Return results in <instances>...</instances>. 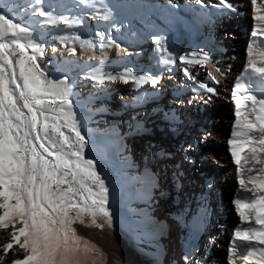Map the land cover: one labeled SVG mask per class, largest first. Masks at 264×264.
Instances as JSON below:
<instances>
[{
	"label": "bare ground",
	"instance_id": "6f19581e",
	"mask_svg": "<svg viewBox=\"0 0 264 264\" xmlns=\"http://www.w3.org/2000/svg\"><path fill=\"white\" fill-rule=\"evenodd\" d=\"M140 1L156 3L159 0H41L40 5H35L34 0H0V10L14 22L27 26L34 41L41 45L43 54L37 56V63L44 76L54 82L66 79L64 87L70 90L76 123L87 142L84 158L94 161L108 187L111 227L72 225L77 235L95 245L87 254L88 264H157L158 261L161 264H229L228 249L233 247L235 230L247 228L249 223L260 227L254 219L242 222L234 201L251 197L239 181L243 179L248 188H253L248 176L256 177L255 183L259 184L258 170L264 165H256V170L249 173L251 164L243 160L249 146L243 145L239 138L233 145L228 144L237 119L229 86L243 72L248 45L253 42L251 33L257 24L251 0H228L234 11L227 10L216 19L192 24L165 46L131 42L123 47L107 45L86 51L53 40L57 34L86 30L104 18L125 13ZM210 1L214 0H202V3L206 6ZM257 3L264 4V0ZM34 8L50 12L57 19L65 17L78 23H48L44 17L34 14ZM261 13L264 14V9ZM256 47L264 45L257 41ZM205 52L207 61L202 59ZM28 54H32L30 49ZM181 57L201 63H184ZM165 59L171 63H163ZM185 69L193 79L184 75ZM128 72L157 82L137 85L131 77H127V83L106 79L109 75L119 77ZM97 82L103 83L101 89L96 87ZM195 82H202L205 87L189 90L188 85ZM253 85L254 95L258 98L264 95V85L259 81H253ZM209 87L215 89V94L206 90ZM241 111L243 116V104ZM218 117L226 122L224 133L216 131ZM171 130L175 136L169 134ZM259 135L255 133L257 138ZM232 147L241 159L240 165L233 160ZM122 148L129 151L133 162L140 164V171L132 176L120 172ZM180 153L185 163L178 161ZM205 168L211 169L203 171ZM193 171H202L197 176L201 182L199 189ZM217 185H226L229 189L225 202L216 196L225 191ZM173 186L179 192L181 207L165 203L162 210L160 203L169 196ZM260 195L264 193L257 191V196ZM137 200H141L138 207H130ZM256 207L259 209V204ZM241 211L247 212L248 206L242 204ZM166 214L171 217L168 219ZM133 215L142 217L153 230L155 255L154 245L146 242L142 246L138 241L139 234H145ZM20 226L16 224L17 228ZM11 232V226L0 228V257L3 258L0 264H11L13 259L26 255L15 243L7 254L3 252V244L11 240ZM189 240L193 247L188 249ZM235 244L234 264H244L240 257L249 251L256 253L251 258L256 259L258 249L264 247L255 241L251 244L235 241Z\"/></svg>",
	"mask_w": 264,
	"mask_h": 264
},
{
	"label": "snow or ice",
	"instance_id": "6c2138e0",
	"mask_svg": "<svg viewBox=\"0 0 264 264\" xmlns=\"http://www.w3.org/2000/svg\"><path fill=\"white\" fill-rule=\"evenodd\" d=\"M218 2L223 8L235 10L228 0ZM34 4L40 5L41 0H34ZM251 5L257 24L251 33L253 42L248 45L247 63L232 89L237 119L232 125V138L228 140L230 146L237 138L249 146V152L243 157L245 164H251L249 173L256 170V165H264V156L260 155L264 153V98H258L251 91L254 80L264 85V47H256L257 41L264 45V14L261 13L264 4L251 0ZM33 11L51 24L78 23L65 17L57 19L39 8ZM155 42L159 44L160 40ZM85 45L93 47L90 41H81V46ZM67 50L74 52V49ZM42 54V47L32 38L30 29L0 10V209L3 210L0 228H12L11 240L3 244V252L7 254L14 243L25 251L22 259H13L11 264H88L87 254L95 245L77 235L72 225L111 227L108 187L94 161L84 158L87 142L76 123L70 90L64 87L67 81L54 82L44 76L37 63V56ZM208 58V53H203V61ZM181 61L201 63L185 57ZM163 63L171 61L165 59ZM184 75L193 79L188 69ZM127 77L137 85L157 82L147 76L137 78L130 72L119 77L109 75L106 79L127 83ZM206 90L215 94L213 88ZM230 150L233 160L240 165L235 147ZM258 171L259 184L255 183L256 177L248 176L253 188H248L243 179L239 181L251 197L237 198L234 204L242 222L254 219L260 227L249 223L247 228L235 230L233 247L228 249L229 264H234L237 256L235 241L264 245V195L257 196V191L264 193V167ZM242 204L248 206L247 212L241 211ZM17 223L21 225L19 228ZM258 251L256 259H251L256 256L253 251L240 258L244 264H264V247Z\"/></svg>",
	"mask_w": 264,
	"mask_h": 264
},
{
	"label": "rangeland",
	"instance_id": "374dc122",
	"mask_svg": "<svg viewBox=\"0 0 264 264\" xmlns=\"http://www.w3.org/2000/svg\"><path fill=\"white\" fill-rule=\"evenodd\" d=\"M96 87L98 89H101L102 88V86L99 85L98 82H97V86ZM215 122H216L215 123L216 124V126H215L216 131L219 132V133H224L225 130H226L225 129V123H226L225 120L223 118H221V117L220 118L218 117ZM147 126H149V125H147ZM169 134L172 135V136H175L176 135V133L173 132L172 130L170 131ZM169 141H171V139ZM219 146H220L219 149L222 148L221 143L219 144ZM135 149L137 150V148H135ZM119 156H120L119 159L121 160V163H120L121 164V170H120L121 173H124V174H127L129 176H132L133 173L137 172V170L140 171V164L138 163V161H135V162L132 161L129 151H127L125 148L124 149L122 148V152L120 153ZM182 156H181V153H180L179 156H178V161L185 163V161H183V159H180V158H182ZM174 168H177V166L174 165ZM210 169L211 168H205L203 171L210 170ZM139 171H138V173H140ZM193 172H194V175H196L195 182H196V185H197V187L199 189L201 182H198L197 181V176L202 171H200V172L199 171H193ZM173 184H175V183H173ZM217 187L218 188L225 189V191H223L222 194H220V195H218V194L216 195L215 194L216 196H220L222 198V200L225 202L226 200H224V199L226 198V196H228V192H229L228 187L226 185H217ZM172 189L173 190H172V192L169 193V196L166 197L160 203V207H162L161 208L162 210H165V203H170L171 205H175L177 208L181 207L182 201H180L179 192H177L174 189V186L172 187ZM192 192H191V196H193L192 195ZM213 193H215V192H213ZM189 198H191V197H189ZM140 203H141V200H137L136 202L134 201V203L131 202L130 203V207L137 208L138 207V204H140ZM134 208H133V210H134ZM166 215H167V218L169 219V216L170 215L169 214H166ZM133 217L138 218L139 223H140V230L143 229L144 234H145V235L139 234L140 237L137 238L138 241H140V243L142 244V246H145L146 242H150L152 244V246L154 245L153 246V249H154L153 250V252H154L153 255H155V253H156V246H155V238H154L155 236H154L153 230L151 229V227L149 225L145 224V222L143 221L142 217L140 218V216H137V215H133ZM174 243H175V239H174ZM177 244H178V242H177ZM178 249H179V247H178ZM154 258H155V256H154ZM157 264H161V262L158 261Z\"/></svg>",
	"mask_w": 264,
	"mask_h": 264
}]
</instances>
